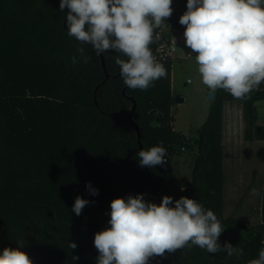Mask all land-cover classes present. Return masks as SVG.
<instances>
[{
  "label": "trees",
  "instance_id": "trees-1",
  "mask_svg": "<svg viewBox=\"0 0 264 264\" xmlns=\"http://www.w3.org/2000/svg\"><path fill=\"white\" fill-rule=\"evenodd\" d=\"M67 12L60 0H0V252L25 240L21 250L33 264H96L94 236L110 227L111 201L143 193L157 204L165 195L197 200L225 229L218 243L243 250L228 257L191 246L177 250L178 258L168 253L150 259L157 264H248L258 258L264 186L259 225L249 228L224 216L223 127L225 103L240 100L245 140H264L256 104L264 100V83L244 99L217 90L198 136L189 139L174 128L173 60L157 59L167 76L149 89H130L115 63L117 56L127 58L103 53L107 75L101 54L68 35ZM179 18L173 12L164 23L184 29ZM78 48L90 57L87 63ZM139 140L143 150L164 147L167 162L141 167ZM182 148L198 154L191 184L176 191L172 160ZM89 182L98 195L90 194ZM78 196L90 202L79 216L72 211Z\"/></svg>",
  "mask_w": 264,
  "mask_h": 264
},
{
  "label": "clouds",
  "instance_id": "clouds-1",
  "mask_svg": "<svg viewBox=\"0 0 264 264\" xmlns=\"http://www.w3.org/2000/svg\"><path fill=\"white\" fill-rule=\"evenodd\" d=\"M173 0H60L66 14L67 33L82 44H89L97 55L109 50L117 56L124 84L130 89L147 90L167 76L164 65L150 48L154 32L173 13ZM184 26L185 44L195 53L201 82L211 94L217 90L235 99H244L264 83V0H187L179 18ZM83 62L90 57L78 48ZM72 63L77 58L72 57ZM141 167L163 165L166 149L153 146L137 153ZM91 195H98L89 182ZM184 189L182 188L181 191ZM251 195H259L257 189ZM90 202L76 197L72 211L79 216ZM110 227L94 236L99 255L96 264H149L185 247L197 246L209 253L225 252L228 257L243 255L231 243L221 246L225 230L217 216L197 200L185 196L173 201L165 195L159 204L146 202L144 194L115 198L110 203ZM264 243V242H262ZM0 252V264H33L21 249ZM71 249L77 245L69 244ZM73 256L72 260H78ZM248 264H264V247Z\"/></svg>",
  "mask_w": 264,
  "mask_h": 264
},
{
  "label": "rangeland",
  "instance_id": "rangeland-1",
  "mask_svg": "<svg viewBox=\"0 0 264 264\" xmlns=\"http://www.w3.org/2000/svg\"><path fill=\"white\" fill-rule=\"evenodd\" d=\"M173 12L178 16L186 11L184 0H173ZM173 91L184 97L174 103V128L189 139L198 136L205 123L211 100L209 89L201 82L195 57L174 59ZM260 123L264 124V100L257 102ZM245 122L240 100L224 105V216L234 217L249 228L262 222L261 208L264 186V141L249 142L244 138ZM251 147V148H250ZM198 150L182 149L173 157L174 186L185 190L192 182L194 159ZM255 188L259 195H251ZM149 264H157L150 260Z\"/></svg>",
  "mask_w": 264,
  "mask_h": 264
},
{
  "label": "built area",
  "instance_id": "built-area-1",
  "mask_svg": "<svg viewBox=\"0 0 264 264\" xmlns=\"http://www.w3.org/2000/svg\"><path fill=\"white\" fill-rule=\"evenodd\" d=\"M184 29L174 25L163 23L157 30L156 38L158 41L156 59H177L183 56L186 58L195 57L191 49L185 44ZM184 149V148H182Z\"/></svg>",
  "mask_w": 264,
  "mask_h": 264
},
{
  "label": "water",
  "instance_id": "water-1",
  "mask_svg": "<svg viewBox=\"0 0 264 264\" xmlns=\"http://www.w3.org/2000/svg\"><path fill=\"white\" fill-rule=\"evenodd\" d=\"M65 25L67 26V20L65 21ZM101 59H102V63H103V67H104V69H105V72L107 73V75H108V71H107V69H106V65H105V59H104V56H103V54H101ZM215 94L216 93H214V94H211L210 92H209V99L212 101V100H214V98H215ZM174 99H175V101L176 102H183L185 99H184V97L182 96V95H179V94H174ZM136 129H137V132H138V134H139V137H140V129H139V126L138 125H136ZM139 145H140V149L142 150L143 149V146H142V144H141V141L139 140ZM146 167V169H148V167L147 166H145ZM150 181V177L148 178V180H147V182H149ZM166 254H168V253H166ZM165 254V255H166ZM175 257H177L178 258V255H177V253L176 252H174V253H172ZM158 258H160V257H155V258H152V259H158Z\"/></svg>",
  "mask_w": 264,
  "mask_h": 264
},
{
  "label": "crops",
  "instance_id": "crops-1",
  "mask_svg": "<svg viewBox=\"0 0 264 264\" xmlns=\"http://www.w3.org/2000/svg\"><path fill=\"white\" fill-rule=\"evenodd\" d=\"M172 71H173V69H172ZM172 74H173V72H172ZM172 78H173V77H172ZM172 91H173V82H172ZM173 94H175L174 91H173ZM260 101H261V100H260ZM258 102H259V101H258ZM256 104H257V103H256ZM257 106H258V105H257ZM259 121H260V117H259L258 123L261 124ZM246 141H247V140H246ZM255 141H264V140H255ZM249 142H254V141H249ZM250 148H251V147H250Z\"/></svg>",
  "mask_w": 264,
  "mask_h": 264
}]
</instances>
